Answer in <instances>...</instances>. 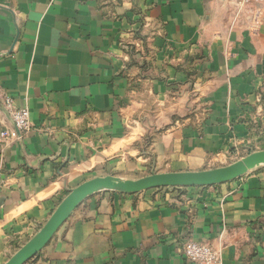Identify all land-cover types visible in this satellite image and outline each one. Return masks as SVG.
<instances>
[{
    "label": "crops",
    "instance_id": "crops-1",
    "mask_svg": "<svg viewBox=\"0 0 264 264\" xmlns=\"http://www.w3.org/2000/svg\"><path fill=\"white\" fill-rule=\"evenodd\" d=\"M30 111L21 140L1 110ZM0 264L68 195L264 148V0H0ZM229 166V165H228ZM264 264V166L229 183L86 198L26 264Z\"/></svg>",
    "mask_w": 264,
    "mask_h": 264
},
{
    "label": "water",
    "instance_id": "water-1",
    "mask_svg": "<svg viewBox=\"0 0 264 264\" xmlns=\"http://www.w3.org/2000/svg\"><path fill=\"white\" fill-rule=\"evenodd\" d=\"M263 166L264 151H260L235 164L213 170L154 174L136 181H122L111 177L90 180L73 190L58 207L43 230L6 264H26L29 262L49 243L69 214L86 198L99 191L114 190L127 194H137L161 188L209 187L232 182Z\"/></svg>",
    "mask_w": 264,
    "mask_h": 264
},
{
    "label": "built area",
    "instance_id": "built-area-1",
    "mask_svg": "<svg viewBox=\"0 0 264 264\" xmlns=\"http://www.w3.org/2000/svg\"><path fill=\"white\" fill-rule=\"evenodd\" d=\"M1 110L11 121L19 140L31 129L30 111L27 108H16L12 100L7 99ZM7 138L4 132L0 136ZM1 180V174H0ZM183 257L193 264H221V255L211 246L193 240L187 241L182 247Z\"/></svg>",
    "mask_w": 264,
    "mask_h": 264
},
{
    "label": "rangeland",
    "instance_id": "rangeland-1",
    "mask_svg": "<svg viewBox=\"0 0 264 264\" xmlns=\"http://www.w3.org/2000/svg\"><path fill=\"white\" fill-rule=\"evenodd\" d=\"M260 151H264V148L261 146H252V147H247L242 150L239 149L238 151H234L235 155L233 157V160L228 162L224 167L235 164L239 162L240 160L244 159L245 157L253 153L260 152Z\"/></svg>",
    "mask_w": 264,
    "mask_h": 264
}]
</instances>
